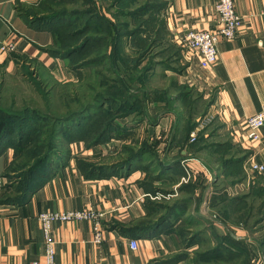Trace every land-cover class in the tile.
<instances>
[{"label":"crops","instance_id":"0c3cea01","mask_svg":"<svg viewBox=\"0 0 264 264\" xmlns=\"http://www.w3.org/2000/svg\"><path fill=\"white\" fill-rule=\"evenodd\" d=\"M92 1L106 13V17H110L105 10L113 0ZM144 1L147 0H135V6ZM41 2L0 0V43L10 38L16 45L14 53L0 52L2 73L17 70L21 67L18 60L24 57L35 61L46 72H52L59 65L48 53L53 46L52 34L38 28L34 21L35 17L40 18L47 13ZM149 3L154 10L150 15L162 19L163 31L156 36L142 34V39L151 41L155 37L157 59L160 56L167 58L165 65L158 64L152 69L150 76L157 74V78L164 82L153 86L155 88L150 92L166 91L167 94L147 103V113L152 115L151 118L134 116L135 120L143 123L139 128L132 129L128 125L129 120L134 118L121 120L127 128L125 136L117 138L107 147L111 153H118L125 146L137 149L147 144L155 155L164 151L166 158L158 160L161 166L194 158L187 165L194 170L195 176H199L202 168L210 173V191L208 194L204 191L202 197L207 198L209 205L200 212L205 219L213 221L214 226L215 221L206 212L215 210L212 198L218 195L220 188L229 191L245 187L247 200L254 198L257 203L264 204V171L251 170L248 165L254 160L264 166V127L260 130L258 142L250 141L246 135V120L264 108V0H233L241 24L234 39L220 38L217 62L208 68L200 66L196 51L183 45V36L189 30L217 29L215 0H149ZM124 48L127 53L138 50L129 43ZM192 94L196 96L192 98ZM181 99L189 100L188 112L192 103L196 107V104L207 105L209 102L210 110L214 112L213 123L206 128L198 126V138L193 142L186 141L185 134L174 137L167 133L166 121L172 122L171 125L176 121L174 110H167V115L158 112L161 106L170 103L178 108L177 103ZM131 139L138 142L132 143ZM68 148L69 159L49 177L40 176L36 186L24 195L19 189L14 169V162L20 163L16 161L12 148H0V264L42 262L43 238L37 216L42 212L74 209H93L104 214L101 221L103 240L100 244L93 242L94 234L89 221L55 222L52 236L56 242L54 256L57 264H161L171 260V255L176 252V256L181 255L179 237L165 234L162 226L147 235L139 234L141 229L150 225V221L157 220L152 216L151 205L145 197L148 193L139 184L145 176L142 168L137 167L129 173L84 172L78 167L80 157L97 166L117 160H99L102 146L89 148L75 142ZM176 153L181 157L173 158ZM161 166L156 168V174H159ZM171 175L165 178L178 179L177 174ZM256 193H260L259 198L252 195ZM254 225H261L264 229V219ZM232 228L225 232L233 239L244 244L258 241L259 230L250 236L246 231ZM189 230L183 228V232ZM206 230L204 228V232ZM214 231L215 239L221 241L225 233ZM131 240L137 242L136 249L130 248ZM260 241L264 249V236ZM185 249L189 247L184 245L183 253ZM180 261L173 264H180Z\"/></svg>","mask_w":264,"mask_h":264},{"label":"trees","instance_id":"16d2710c","mask_svg":"<svg viewBox=\"0 0 264 264\" xmlns=\"http://www.w3.org/2000/svg\"><path fill=\"white\" fill-rule=\"evenodd\" d=\"M134 1L113 0V3L106 9L110 17H106L92 0H42L41 5L44 6L47 13L40 18L35 17L34 21L38 24V28H44L51 23L64 21L63 26L55 28L52 32L53 37L62 32L66 33L63 36H67L72 41L71 47L64 57L71 54L93 53V57L83 60L79 67L107 62L109 64V68H107L109 74L104 78V94L101 102L96 105L90 104L82 110L67 114L64 117L53 116L49 118L52 120L51 126L48 122H44L47 117H42L35 110L24 109L23 112H16L15 110L5 109L0 105V148L2 146L12 148L16 161L20 163L14 162V169L17 171L16 179H18L19 189L22 190L21 194L24 195L27 190L33 189L36 186V180L40 176L49 177L58 166L69 159L70 150L68 146L64 150L65 154L61 156L53 145L64 137L71 138V129L77 133V130L82 127L80 120L88 117L92 121L100 114L108 120L102 133L86 142L87 147L111 138H121L125 136L127 128L122 126L116 128L119 120L129 117L131 114H136L140 118L146 117L145 105L150 101H157L161 99L159 98L160 96L167 94L166 91L150 92L145 88L152 69L158 64L163 65L164 63L165 65L167 58L160 56L158 60V56L155 54L157 49L155 37L149 41L150 39H142V34L161 35L163 31L162 19L150 15L152 14L151 11L154 10L149 0L138 6H135ZM67 3L73 4V6L77 5V7L69 10L64 8L58 9L61 11L55 10ZM72 26H76V28L69 30ZM126 43L137 47V52L132 50L131 53H127L124 48ZM56 50L57 47L54 46L48 50V53L51 56H58ZM120 65L124 67V77L122 76ZM140 94H142L141 98ZM180 95L177 97L181 98ZM107 105L109 108L105 109ZM172 105L170 103V105L166 106ZM192 109L193 106H189V115ZM91 111H93V115H90ZM193 128L194 124L188 126L185 133L186 141L189 140V133ZM75 136H73L74 141L84 137ZM103 138L104 140H102ZM83 141L85 142V139ZM48 147H50V151L47 150ZM122 153V158L111 164L97 166L94 163L78 160V167L84 172H99L101 174H114L122 171L129 173L133 169L140 167L153 174L151 179H159V176L171 167L180 168L179 160L174 161L171 166H161L162 164L158 161L160 159L155 160V153L147 144H143L137 149L125 146ZM160 166L159 174H156V168ZM153 169L155 172H153ZM175 173L180 174L181 172ZM139 184L151 195L157 192H170L169 190L152 188L151 186L150 189V183L147 181ZM184 188H187L190 193L193 189V184L183 186L181 191H184ZM189 193L186 194L187 197L182 196V198L170 205H167L168 202H157L148 199L153 212H155V209L163 208L165 213L158 217L155 222H148L150 225L141 229L139 234L141 236L147 235L155 231L156 227H160L174 214L181 211L185 212V208L190 204ZM259 194L252 195L256 196ZM220 195L218 193L212 198V205L215 207L221 205L223 207L221 210L219 209L220 211L235 212V203L237 205L242 204L241 212H253L254 207L257 206L258 212H262V214L257 216L256 223L264 219V204L262 202L259 204L256 200H252L248 206V196L245 194L241 198L230 199L231 201L228 204V198L222 199V197H219ZM189 219L190 217L187 218V221ZM191 241L192 238L191 240L188 239L189 247L193 244ZM243 245H245L243 242L237 241L229 233H225L221 241L218 240L217 245L210 251L222 257L223 251H228L227 249H229L228 247L226 249L225 246H230L234 247V249L236 248V253L241 254L244 250L239 247ZM180 257L181 255L175 258L179 260ZM177 260L174 261L176 262Z\"/></svg>","mask_w":264,"mask_h":264},{"label":"rangeland","instance_id":"374dc122","mask_svg":"<svg viewBox=\"0 0 264 264\" xmlns=\"http://www.w3.org/2000/svg\"><path fill=\"white\" fill-rule=\"evenodd\" d=\"M76 7L70 5V3H67L55 10L61 11L58 9L62 8L69 10L73 8L75 9ZM105 12L107 11L105 10ZM101 13L104 12L101 11ZM104 15L106 16V13H104ZM108 15L110 14L108 13ZM63 24L64 21L51 23L49 24V26H45L41 29H45L52 34L55 28L63 26ZM75 28L76 26H72L69 28V30H73ZM63 34L66 33H59L52 38L51 45H53L52 47H57L56 51L58 52V56L53 55L52 57L56 59L57 62H59V65L52 72H46L45 70L43 71L40 65H37L35 61L29 59L28 57H24L23 59L18 60V64H21V67H18L14 72L6 74L0 71V105L3 108L9 109L11 111L15 110L16 112H23L24 109L35 110L37 113H40L42 117L46 116L47 120H45L44 122H48V124H50L51 126L52 120L49 118L53 116L64 117L67 114L80 111L90 104L96 105L101 102L102 95L104 94V78H106L109 74L107 69L109 68V64L105 62L102 64H92L79 67V64L83 60H88L89 58L93 57V53L71 54L67 57H64L71 47L72 41L67 36H63ZM120 69L122 70V76L124 77V67L120 65ZM157 77V74L149 77V80L145 85V88L147 90L152 91V89L155 88L153 86L164 82V80L160 81V78ZM194 96H196V94L191 95L192 98ZM141 97L142 94H140V98ZM189 100L187 101V99H185V101H183L181 99V101L177 103L178 108L165 105L161 106L162 108L158 109V112L162 115H167L173 110L175 111L176 121H173L172 125V122L166 121V125L168 127L167 133L173 135L174 137L180 134L184 136L188 126L194 124V128L191 132L193 133L192 136L196 139L198 138L199 134L198 126H203V128H206L214 121V112L210 110V102L207 103V105L205 103L196 104V107L193 103L190 104L189 106H193V109L191 111V114L189 115L188 110H186ZM107 108H109L108 105L105 107V109ZM181 109L182 111H180ZM167 110L169 112H167ZM92 112L93 111L90 112V115H93ZM147 112H149V110L148 105L146 104L145 116L147 118H151L152 115H149L150 113ZM134 116L135 118L138 117L136 116V114H131L127 118L133 119ZM135 118L133 120H129L128 125L130 127H133L132 129L139 128L140 125L143 124L140 120H135ZM121 120L117 122L116 128H118V126L125 127V124L120 122ZM107 121L108 120H106L105 116H102L101 114L95 117V119H93L92 121H90L88 117L82 119L80 120L82 127L77 130V133L73 132V129H71V138H59L60 140L56 141L53 146L61 156L65 154L64 150H66L67 146L69 147V144H75V142H77L80 144L82 143L85 147H87L86 142H89L90 140L101 134L105 124H107ZM190 133L189 142H193L190 139ZM75 135L84 136L81 138L85 139V142L83 141V139L74 141V137H76ZM116 139L117 138H111L110 140L108 139L106 141H103L102 143L89 146V148L102 146L103 153L100 152V154L98 155L99 160L116 161L122 158V151H119L118 153H111L110 149H108L107 147ZM102 140H104V138ZM131 140L132 143L138 142V140ZM47 150L50 151V147H48ZM177 150L178 148H176V152ZM155 156V160L166 158L164 151L158 153ZM176 157L180 158L181 156L180 154L178 155L176 153L173 158ZM78 160L84 161L86 163L89 162L87 161L88 159L84 157H80L78 158ZM181 162V169L171 167L170 169L164 171L162 175L159 176V180H157L158 184H154V182L157 181L155 179H151L153 174L142 169V172L145 175L142 181H147L148 183H150L149 188L151 186L152 188L169 190V193L173 195L168 200H154L157 202H168L167 205L173 204L176 200L182 198V196L187 197L186 194L189 193V190L187 188H184V191H181V188L183 186H187L188 184H193V189L189 193L190 204L187 208H185L186 211L188 210V212H178L161 225L164 228L163 230L165 234H174L179 237L178 244L181 246V250L179 252L181 254L180 264H264V249L261 248L260 241L262 239V236H264V232H261L264 229H261V225H254L257 224V216L261 215L262 212H258L259 210L257 206L254 207L253 212H241L242 204L237 205V203H235L234 205L235 212H222L220 210L223 207L221 205H218L216 206L215 210H213V212H206L208 216L212 217L210 219L215 221V228L212 223L213 221L211 222L207 218L205 219L203 213L200 212V210H204V208L206 209V206L209 205L207 198L205 200L202 197L204 191L207 194L210 191V181L208 179H203V177L200 175L195 177L192 176L186 182L182 181L181 177L185 176V172L183 170ZM133 171L134 170H132V172ZM174 172H181L180 174H177L178 179L177 177L176 179L165 178L171 174H176ZM219 190H221L219 192L221 194L219 197H222V199L228 198V204L231 201L230 199L233 200V198L235 199L236 197L241 198L243 195H245L244 193L246 192L245 187H243V190L239 189L238 187L232 188V190L229 191L226 188H220ZM256 197L259 198L260 195H256ZM253 199L254 198L247 200L248 206L250 201ZM154 211L155 212L152 213V216L157 218L161 217L165 213L163 208L155 209ZM184 215L185 217H182ZM187 216L190 217L188 221ZM232 227H236L237 229L246 231L250 236L255 235L254 233L259 230L260 235L258 236V241H255V243L249 242L239 247L240 249L244 250V254L236 253V248L234 249V247L230 246H225V248L228 247L229 249L226 248L228 251H223L222 257H219L218 254H213V252L211 253L210 250L217 245L214 230H216L217 233L223 231L224 234L226 233V230H230V228L234 229ZM183 228L190 230L189 232H183ZM204 228H207V232H204ZM191 238V242L193 244L189 247L188 239L191 240ZM184 245L185 248L189 247V249H185L183 253ZM176 253L171 255V260H165L163 261L164 263L161 264H173L174 260H177L175 258Z\"/></svg>","mask_w":264,"mask_h":264},{"label":"built area","instance_id":"2783aa9c","mask_svg":"<svg viewBox=\"0 0 264 264\" xmlns=\"http://www.w3.org/2000/svg\"><path fill=\"white\" fill-rule=\"evenodd\" d=\"M214 10L216 13L217 29L215 31H201V30H189L183 36V45L189 50H194L198 53L200 58V66L202 68H208L213 66L217 62L218 49L217 44L220 38L225 40L234 39L236 32L241 24V18L236 14L234 9L233 0H215ZM16 51V45L12 39H6L0 43V52L2 53H14ZM264 127V108H262L255 115L249 117L246 120V135L252 142H258L260 140V130ZM191 133V141L195 138ZM194 161V159L183 160L181 165L185 172V176L181 177V180L186 182L192 176L194 177V170L192 171L188 167L187 163ZM249 168L254 171H264V166L258 165L254 160L249 162ZM199 175L203 179L211 181L210 173L206 168L199 170ZM173 195L171 193L157 192L154 195L146 194L145 197L154 200H168ZM103 213L93 209H74L65 212H42L37 216L40 223V229L43 238V261H33L30 264H57L54 256L55 240L52 236V225L55 222H80L89 221L92 224L93 242L100 244L103 240L102 236V218ZM137 242L135 240L130 241V248L136 249Z\"/></svg>","mask_w":264,"mask_h":264}]
</instances>
